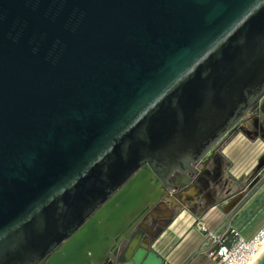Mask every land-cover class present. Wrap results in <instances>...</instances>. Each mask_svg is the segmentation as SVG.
Here are the masks:
<instances>
[{
    "label": "water",
    "instance_id": "95a60500",
    "mask_svg": "<svg viewBox=\"0 0 264 264\" xmlns=\"http://www.w3.org/2000/svg\"><path fill=\"white\" fill-rule=\"evenodd\" d=\"M263 97L264 0H0V264H103Z\"/></svg>",
    "mask_w": 264,
    "mask_h": 264
},
{
    "label": "flooded vegetation",
    "instance_id": "af4514ba",
    "mask_svg": "<svg viewBox=\"0 0 264 264\" xmlns=\"http://www.w3.org/2000/svg\"><path fill=\"white\" fill-rule=\"evenodd\" d=\"M262 103H264V97L242 120H240L234 129H232V131L214 147L204 162H199L194 165L193 175H189L188 179L184 175L178 174L171 177V181L168 183L169 187L167 188L163 186L164 193L161 199L150 207L149 211L144 217L138 220L127 236L112 249L108 259L103 264L127 263L131 261L136 252H141L145 249L158 252V254L164 258L163 264H166L165 257L156 249L155 244L178 215L176 208H182L187 205L192 207V204L195 206L197 201L192 200L196 199L200 192L203 195L209 194V187H211L210 185L212 183L211 180H213L215 184L223 180L222 174L224 163L220 156L215 153L219 150L220 144H222L224 140L237 132L238 129H246L247 127L245 125L247 124H252L253 126V130H245L248 135L253 137H264V124L263 119H261L264 108L262 112L260 110ZM211 162H214L213 170L209 165ZM258 173L260 174L261 172H257V176ZM196 177L197 179L195 180ZM193 187L199 189L194 197L191 195V197L189 195H184L186 191ZM236 197L237 195L233 197V199ZM171 198L179 204L173 205L172 203L175 201H171ZM184 199L187 202L184 201Z\"/></svg>",
    "mask_w": 264,
    "mask_h": 264
},
{
    "label": "rangeland",
    "instance_id": "374dc122",
    "mask_svg": "<svg viewBox=\"0 0 264 264\" xmlns=\"http://www.w3.org/2000/svg\"><path fill=\"white\" fill-rule=\"evenodd\" d=\"M263 108L264 103L261 104V112L263 111ZM261 119H263L264 124V111L262 112ZM251 125L252 124H250V127H253ZM261 139L262 140L260 143L262 145V151H264V137H261ZM258 155L260 157H264V153L262 152L258 153ZM257 157L254 156V159H252V164L248 169V176L245 179H230V189L227 193H225L226 187H224L225 180H221L216 184H213L214 182L211 180V187H209L210 189L208 188L209 194L203 195L200 192L197 198L192 200L197 201V203L195 206L192 204V210L194 211V214H192V218L189 220L190 226L188 225L186 227L192 229V235L190 236L192 238V247H197V251L193 250L194 252H192V254L196 253L192 256V258L194 259L197 255L202 254V256L193 262V264H214L212 257L209 255V249L212 245V241L207 235V229L209 227H214V224H209V222L206 220V217H203V215L212 207L214 203H219V208H221L222 204H226V200H230L232 197L241 194L242 198L233 208V211L239 210L243 205L245 206H243V210L239 212L238 216L234 220H230V224L224 222L222 225L215 227L216 229L218 228V230L229 229L230 232V230L233 229L237 231L241 237H247L256 232L264 224V175L261 176V178H259V174V177L257 176V168L255 167L258 164ZM224 160L226 161V159ZM196 189L198 193L199 189ZM181 210L183 209L176 208V212L178 214H180ZM221 211L222 210L217 209L216 213H220ZM178 242H180V244H184L181 242V239L176 242V238H172V240L169 239L166 242L164 246L166 250H162V248L160 249V251L167 256V259L170 260V262L167 261L166 264L181 263L178 259L171 258L170 255V253L174 251V247L178 246ZM162 243L163 238L157 242V245L162 247ZM187 244L189 245V243ZM189 262L190 261H188V258H186L181 264H188Z\"/></svg>",
    "mask_w": 264,
    "mask_h": 264
},
{
    "label": "crops",
    "instance_id": "0c3cea01",
    "mask_svg": "<svg viewBox=\"0 0 264 264\" xmlns=\"http://www.w3.org/2000/svg\"><path fill=\"white\" fill-rule=\"evenodd\" d=\"M245 126L247 127L246 129L253 130V127H250V124H247ZM246 129H238L237 132H235L233 135L224 140L222 144H220L219 150H217L215 153L220 156L222 162L224 163L222 179L225 180V193H227L230 189V179H245L248 176V169L252 164V159H254V156H259L258 153L260 152L264 153V151H262V145L260 143L263 138L261 139V137H253L251 135H248L245 132ZM223 158L226 159V161ZM260 159V156L257 157L258 164ZM258 164L255 166L256 168L258 167ZM209 165L213 170L214 162H211ZM263 175L264 167L263 171L261 172V176ZM196 179L197 177L195 178V180ZM232 199H230L229 201L226 200L228 202H226V204L224 205L222 204L221 208H219V203H214L212 207L203 215V217H206V220L209 222V224L213 223L214 227H218L224 222L230 224V220H234L238 216L239 212H241L245 207L243 205L244 207L242 206L237 211H227V206L232 201ZM182 209L183 210H181L180 214L176 216L170 226L163 232V234L159 238V240L163 238L162 247H159L157 245V242L159 240L156 242L155 247L158 251H160L161 248L162 250H164V246L169 239L172 240V238H176V242L181 239V242H183L184 244H180V242H178V246L174 247V251L170 253L171 258L178 259L181 263L184 262L186 258H188V261H190L188 264H193V262H195L200 256H202V254H199L194 259L192 258V256L196 254H192V252H194L193 250H196L197 247H192V238L190 237L192 235V229L186 227L190 224L189 220L190 218H192V214H194V211L189 205L182 207ZM217 209L222 211L220 213H216ZM187 243H189V245ZM162 255L165 257L166 262H170V260L167 259L166 255H164L163 253Z\"/></svg>",
    "mask_w": 264,
    "mask_h": 264
},
{
    "label": "built area",
    "instance_id": "2783aa9c",
    "mask_svg": "<svg viewBox=\"0 0 264 264\" xmlns=\"http://www.w3.org/2000/svg\"><path fill=\"white\" fill-rule=\"evenodd\" d=\"M228 233L229 229L218 230L215 227L207 229V235L212 241L209 255L214 264H250L264 251V224L250 236L239 235L236 239H230L232 241L230 244L226 243Z\"/></svg>",
    "mask_w": 264,
    "mask_h": 264
},
{
    "label": "bare ground",
    "instance_id": "6f19581e",
    "mask_svg": "<svg viewBox=\"0 0 264 264\" xmlns=\"http://www.w3.org/2000/svg\"><path fill=\"white\" fill-rule=\"evenodd\" d=\"M197 194V189L195 188V187H193L192 189H189L188 191H186L185 192V194L184 195H191V196H194V195H196ZM190 196V197H191ZM171 201H173L174 199L173 198H171L170 199ZM175 201V200H174ZM184 201H186L185 199H184ZM187 202V201H186ZM173 205H175V204H179L177 201H175L174 203H172ZM263 252H261V253H259L253 260H252V262L250 263V264H253L259 257H260V255L262 254Z\"/></svg>",
    "mask_w": 264,
    "mask_h": 264
},
{
    "label": "trees",
    "instance_id": "16d2710c",
    "mask_svg": "<svg viewBox=\"0 0 264 264\" xmlns=\"http://www.w3.org/2000/svg\"><path fill=\"white\" fill-rule=\"evenodd\" d=\"M239 236V233L235 230H230V232L228 233V237H227V242L226 243H231L232 241H230V239H233V238H237Z\"/></svg>",
    "mask_w": 264,
    "mask_h": 264
}]
</instances>
